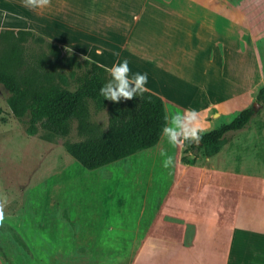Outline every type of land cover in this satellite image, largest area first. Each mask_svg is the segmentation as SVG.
I'll list each match as a JSON object with an SVG mask.
<instances>
[{"label": "rangeland", "instance_id": "rangeland-1", "mask_svg": "<svg viewBox=\"0 0 264 264\" xmlns=\"http://www.w3.org/2000/svg\"><path fill=\"white\" fill-rule=\"evenodd\" d=\"M14 1L20 4L1 2L0 68L18 75L37 68L40 79H49L72 90L90 70L91 62L109 69L129 59L130 77L142 74L140 31H135L132 38L122 37V32L118 33L119 37H98L111 35L109 30L116 25V21L106 16L130 18L138 13L136 6H128L125 0L117 1L114 5L119 11L109 10L110 0L106 5L103 2L99 5L97 0H50L53 17L46 21L36 18L25 0ZM65 19H70L72 25L64 23ZM100 23L102 28L98 27ZM47 24L52 25L53 30H46ZM83 24L85 32L78 28ZM38 25L45 27L37 28ZM20 30L31 33L19 39ZM39 36L46 41H39ZM14 47L16 56L12 53ZM129 47L137 52L129 53ZM97 49L102 50V55H97ZM159 53L160 56L164 54ZM174 53L176 66L166 70L172 77L159 75L163 84L160 86L148 78L145 86L166 97L168 126L177 113L190 115L195 109L209 114L208 121L199 125L209 131L230 122L243 108L252 107L255 115L250 126L242 133L228 135L223 148L233 156L238 146L243 148L258 140L261 149L264 103L256 99V94L264 85V53L261 54L262 68L254 74L256 80L246 85L251 96L239 101L226 99L221 86V70L205 67L206 54L192 56L180 50ZM253 56L257 58L258 54L247 53L246 59L249 61ZM106 76L108 81L112 78L109 71ZM176 80L181 81L183 88L176 86ZM169 82H175L173 87ZM9 95L0 84L2 264H131L166 190L173 183L180 159L185 163L189 161V155H183L184 143L171 145L163 135L149 151L87 170L66 149L67 142L82 139L77 120L72 121L68 133L54 132L41 122L31 123L28 113L17 116L9 105ZM216 102L224 113L219 114L215 106L206 111L207 104ZM90 111L92 121L107 128V108L97 111L91 105ZM168 156L173 157V165L165 168Z\"/></svg>", "mask_w": 264, "mask_h": 264}, {"label": "crops", "instance_id": "crops-1", "mask_svg": "<svg viewBox=\"0 0 264 264\" xmlns=\"http://www.w3.org/2000/svg\"><path fill=\"white\" fill-rule=\"evenodd\" d=\"M97 1L99 5L107 4V0ZM117 1L122 0L109 1V10L120 11L115 9ZM125 1L128 6H136L138 13L130 18L119 16L120 19L106 16L116 25L109 30L111 35L98 37H119V32L122 37H131L140 31L142 74L147 73L155 85H163L161 74L172 77L166 70L176 66L174 52L180 50L192 56L206 54L205 67L221 70L219 77L227 100H246L251 96L246 85L256 80L254 74L262 68L264 0ZM1 2L20 4L0 0V9ZM30 9L36 18L47 21L53 17L51 3ZM66 21L68 26L73 23ZM85 27L83 24L78 28L85 32ZM98 27L102 28L101 23ZM45 29L53 30L48 24ZM129 49V53L137 52ZM159 52L164 54L160 56ZM247 53L258 56L248 61ZM176 81V86L183 88L181 81ZM155 93L164 99L169 112L166 97L162 92ZM210 106L218 108L219 114L223 112L217 102L207 104L206 111ZM192 113L197 117L195 124L208 121V113L195 109ZM260 143L261 149L258 140L243 148L238 146L239 151L236 148L233 156L222 147L213 156L200 150L197 157L190 155L186 163L181 158L173 183L131 264H264V138ZM185 154L190 153L184 151Z\"/></svg>", "mask_w": 264, "mask_h": 264}, {"label": "trees", "instance_id": "trees-1", "mask_svg": "<svg viewBox=\"0 0 264 264\" xmlns=\"http://www.w3.org/2000/svg\"><path fill=\"white\" fill-rule=\"evenodd\" d=\"M20 33L19 39H25L24 35L31 32L20 30ZM37 39L46 41L42 36ZM16 52L12 48L13 55ZM106 69L98 62H91L90 70L74 90L40 79L37 68L23 75L0 68V84L9 91L8 102L14 113L17 116L28 113L31 123L41 122L54 132L66 134L72 121L77 120L82 139L67 142L66 149L85 169L96 170L154 147L168 125L165 101L151 90L118 102L103 98L100 89L108 82ZM256 99L264 103V85ZM91 105L97 111L107 108V128L92 121ZM254 115L252 107L243 108L230 122L203 132L199 144L183 142L185 152L190 153L188 160L190 155L197 157L200 150L207 156L217 154L228 135L248 128Z\"/></svg>", "mask_w": 264, "mask_h": 264}, {"label": "clouds", "instance_id": "clouds-1", "mask_svg": "<svg viewBox=\"0 0 264 264\" xmlns=\"http://www.w3.org/2000/svg\"><path fill=\"white\" fill-rule=\"evenodd\" d=\"M49 3L50 0H25V5L32 8L46 6ZM97 55H102L101 49H97ZM106 70L110 72L112 78L100 89V95L103 98L118 102L122 98L141 96L146 91L147 73H136L130 77L131 69L128 60L125 59ZM196 118L195 113L190 115L177 113L172 117L170 125L164 128L163 135L171 145H178L183 142L199 143L205 129L194 123ZM172 165L173 157L168 156L164 161V167L169 168ZM3 209L4 203H0V221L3 220Z\"/></svg>", "mask_w": 264, "mask_h": 264}, {"label": "water", "instance_id": "water-1", "mask_svg": "<svg viewBox=\"0 0 264 264\" xmlns=\"http://www.w3.org/2000/svg\"><path fill=\"white\" fill-rule=\"evenodd\" d=\"M255 106H256V107L258 106V103H257V102L255 103ZM199 143H200V141H199ZM199 143H198V144H199Z\"/></svg>", "mask_w": 264, "mask_h": 264}]
</instances>
